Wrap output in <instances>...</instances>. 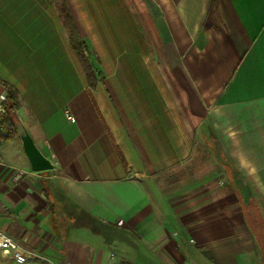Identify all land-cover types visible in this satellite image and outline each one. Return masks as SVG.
I'll return each instance as SVG.
<instances>
[{
    "label": "crops",
    "instance_id": "0c3cea01",
    "mask_svg": "<svg viewBox=\"0 0 264 264\" xmlns=\"http://www.w3.org/2000/svg\"><path fill=\"white\" fill-rule=\"evenodd\" d=\"M67 2L95 90L54 3L0 0V85L54 166L34 172L18 134L0 143V231L28 262L263 264L247 215L264 221V0ZM202 153L222 155V179L191 193L161 176Z\"/></svg>",
    "mask_w": 264,
    "mask_h": 264
},
{
    "label": "rangeland",
    "instance_id": "374dc122",
    "mask_svg": "<svg viewBox=\"0 0 264 264\" xmlns=\"http://www.w3.org/2000/svg\"><path fill=\"white\" fill-rule=\"evenodd\" d=\"M50 1L57 6V9L59 11L62 1L61 0H50ZM85 43L86 44H85V49H84V56L87 60V63L91 65L90 69H88V72L92 74L94 72V75L92 78L93 80L99 82L102 80V78L98 76V72L99 73L101 72L102 75H104L102 71L100 59L95 56L94 52H92L89 42L86 41ZM146 46L148 47V54L150 56V61H149L150 65H152L155 68L163 66L165 68V75H164L165 78L168 79L170 82H172L173 62H172V59H168L165 54L163 55L164 49L162 48V44L150 42V43H147ZM82 66H83V69H85L84 68L85 65L82 64ZM88 86H89V82H88ZM0 87H2V89L0 90V93L2 91H6L8 88V86L3 83L0 85ZM89 90H90V87H89ZM197 141H198V146H202L200 142L201 140H197ZM178 163L179 164L175 166L176 167L175 170L170 171L168 173H164L161 176H164V178L169 181H179L180 179H186V178L192 180V184H191L192 186H190V188L192 189L191 193H194L195 191L198 192L199 189H204L200 185L202 182L205 181L206 178L208 180L209 178L210 179L212 178L213 182H215V180L222 179L221 173H223V171L220 167V164L221 163L226 164V161L224 160L222 155H219V154L208 155V154L202 153V154H196V155H193V154L186 155V156L184 155L181 157ZM233 176H234L233 178L235 179L234 183H236L237 186H239L241 191L247 195L251 194L250 189L248 187L246 186L243 187L244 185L243 179L237 176L236 173H234ZM182 190H186V189L182 188ZM0 264H16V263L13 262V260L10 257L0 254ZM26 264H55V263H51L47 259H37L33 261L31 260L30 262H27Z\"/></svg>",
    "mask_w": 264,
    "mask_h": 264
},
{
    "label": "trees",
    "instance_id": "16d2710c",
    "mask_svg": "<svg viewBox=\"0 0 264 264\" xmlns=\"http://www.w3.org/2000/svg\"><path fill=\"white\" fill-rule=\"evenodd\" d=\"M61 7L59 8L60 11V17L62 20V23L67 27L69 32V38H70V44L78 58L81 60L82 64L84 66V71L86 78L89 82V87L91 90H95L97 86V81L93 80V74L88 72V69H90L91 65L87 63V60L84 56V49H85V42L87 41L86 38L83 36L81 31L79 30L74 18L72 17L68 2L66 0H61ZM99 64V63H98ZM98 76L100 78H103L102 73L98 72ZM93 80V81H92ZM7 102L6 106L8 109V115L5 119L1 120L11 123L12 125L16 124V116L15 112L18 111L20 108V98L18 96V92L14 89L8 86L7 90ZM0 121V122H1ZM17 131L15 128V131L7 136L3 135L0 132V143H4L8 140H10L13 136L17 135ZM250 208V212H251ZM248 212V222L252 228V231L254 233L255 239L257 241L260 254L262 255V260L264 264V221H259V219H256L255 216H252L251 213Z\"/></svg>",
    "mask_w": 264,
    "mask_h": 264
},
{
    "label": "built area",
    "instance_id": "2783aa9c",
    "mask_svg": "<svg viewBox=\"0 0 264 264\" xmlns=\"http://www.w3.org/2000/svg\"><path fill=\"white\" fill-rule=\"evenodd\" d=\"M7 93L2 91L0 93V121L5 119L8 115V109L6 106ZM66 117L75 122V118L66 111ZM16 126L12 125L6 120L0 122V132L7 136L15 131ZM123 223L122 220L118 222V225ZM0 254L10 257L16 264H26L28 262V254L20 243L12 236L0 231Z\"/></svg>",
    "mask_w": 264,
    "mask_h": 264
},
{
    "label": "water",
    "instance_id": "95a60500",
    "mask_svg": "<svg viewBox=\"0 0 264 264\" xmlns=\"http://www.w3.org/2000/svg\"><path fill=\"white\" fill-rule=\"evenodd\" d=\"M17 119L18 120L15 124L16 131L31 165V169L34 172H42L53 169L54 166L51 161L41 153L22 121L19 118Z\"/></svg>",
    "mask_w": 264,
    "mask_h": 264
}]
</instances>
